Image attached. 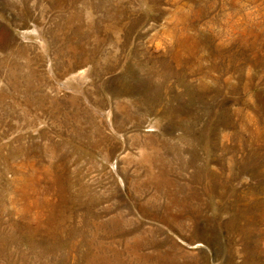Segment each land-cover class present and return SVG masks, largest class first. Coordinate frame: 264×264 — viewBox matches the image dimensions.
<instances>
[{
    "label": "rangeland",
    "instance_id": "obj_1",
    "mask_svg": "<svg viewBox=\"0 0 264 264\" xmlns=\"http://www.w3.org/2000/svg\"><path fill=\"white\" fill-rule=\"evenodd\" d=\"M0 264H264V0H0Z\"/></svg>",
    "mask_w": 264,
    "mask_h": 264
},
{
    "label": "bare ground",
    "instance_id": "obj_2",
    "mask_svg": "<svg viewBox=\"0 0 264 264\" xmlns=\"http://www.w3.org/2000/svg\"><path fill=\"white\" fill-rule=\"evenodd\" d=\"M244 39H242V41H243Z\"/></svg>",
    "mask_w": 264,
    "mask_h": 264
}]
</instances>
